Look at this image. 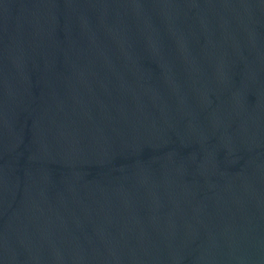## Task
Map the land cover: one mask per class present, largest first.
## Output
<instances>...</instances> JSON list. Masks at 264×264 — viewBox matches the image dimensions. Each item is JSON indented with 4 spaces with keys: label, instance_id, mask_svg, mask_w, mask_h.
Returning <instances> with one entry per match:
<instances>
[{
    "label": "water",
    "instance_id": "1",
    "mask_svg": "<svg viewBox=\"0 0 264 264\" xmlns=\"http://www.w3.org/2000/svg\"><path fill=\"white\" fill-rule=\"evenodd\" d=\"M0 264H264V0H0Z\"/></svg>",
    "mask_w": 264,
    "mask_h": 264
}]
</instances>
